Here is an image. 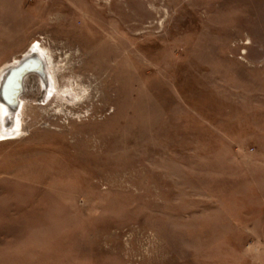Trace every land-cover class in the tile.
I'll return each instance as SVG.
<instances>
[{"label":"rangeland","instance_id":"rangeland-1","mask_svg":"<svg viewBox=\"0 0 264 264\" xmlns=\"http://www.w3.org/2000/svg\"><path fill=\"white\" fill-rule=\"evenodd\" d=\"M37 42L0 264H264V0H0V67Z\"/></svg>","mask_w":264,"mask_h":264},{"label":"bare ground","instance_id":"bare-ground-1","mask_svg":"<svg viewBox=\"0 0 264 264\" xmlns=\"http://www.w3.org/2000/svg\"><path fill=\"white\" fill-rule=\"evenodd\" d=\"M31 48L32 49L28 53H26L24 55V57L31 56V55H36V56L40 57L43 61V64H44L45 74L47 76H49V79H50L51 73H52L50 71V67H51L50 65L52 63L51 57H48V55L45 53L44 49L42 48V46L40 45L39 42H37ZM21 59L22 58H16V60L14 62L6 63L0 67V90H1V85L3 82V78L5 77L8 70L12 67H15L21 61ZM41 80H42V82H45V78H43ZM15 89H16V77H15V75H13L10 78L9 83L6 85L5 95L10 97L12 95V93L15 91ZM11 110H12L11 107H9L6 103H4V101L0 98V122L3 119V116H5L3 121H2L5 129L0 128V139H2V140L18 137L22 131L20 125L17 124L18 111H17V114L12 116L13 117L12 123L11 124L9 123L10 125L6 124L5 121L11 115V112H12Z\"/></svg>","mask_w":264,"mask_h":264},{"label":"water","instance_id":"water-1","mask_svg":"<svg viewBox=\"0 0 264 264\" xmlns=\"http://www.w3.org/2000/svg\"><path fill=\"white\" fill-rule=\"evenodd\" d=\"M31 72H38L42 76L45 75L43 61L36 55L23 57L15 67H12L8 70L5 77L3 78L0 90V98L12 109L11 115L8 118L10 123L12 122V116L15 115L20 106V95L24 91V80ZM13 75L16 77V89L12 95L8 97L5 95V88Z\"/></svg>","mask_w":264,"mask_h":264}]
</instances>
